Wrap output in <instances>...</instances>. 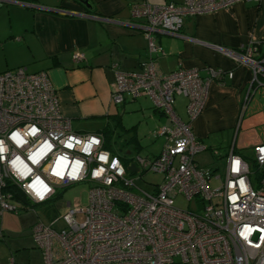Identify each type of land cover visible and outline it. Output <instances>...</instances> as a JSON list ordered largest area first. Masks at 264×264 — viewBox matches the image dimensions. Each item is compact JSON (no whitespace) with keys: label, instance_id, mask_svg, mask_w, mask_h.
Returning a JSON list of instances; mask_svg holds the SVG:
<instances>
[{"label":"built area","instance_id":"2783aa9c","mask_svg":"<svg viewBox=\"0 0 264 264\" xmlns=\"http://www.w3.org/2000/svg\"><path fill=\"white\" fill-rule=\"evenodd\" d=\"M241 2L261 0L131 2L147 57L138 71H115L110 97L120 105L126 98L148 96L162 112L167 123L153 136H163L164 142L154 157L134 154L124 164L122 156L103 147L102 134L74 132L46 71L20 66L0 73V217L17 212L19 202L43 203L57 189L90 183L84 206L67 203L62 228L53 227L57 219L34 226L33 240L45 264H264V144L255 145L248 159L231 146L223 174L199 166L195 158L206 146L193 135L192 122L205 107L208 79L222 72L210 69L207 79L194 68L161 72L155 57L163 50L152 36L177 34L185 16ZM261 44L252 39L244 55L227 51L253 71L242 109L253 85L262 84ZM72 59L82 62L85 56L76 51ZM179 94L187 97L185 121L174 109ZM132 163L137 172L127 169ZM147 173L161 176L159 182H146L148 190L137 184ZM177 196L192 206L179 208Z\"/></svg>","mask_w":264,"mask_h":264},{"label":"crops","instance_id":"0c3cea01","mask_svg":"<svg viewBox=\"0 0 264 264\" xmlns=\"http://www.w3.org/2000/svg\"><path fill=\"white\" fill-rule=\"evenodd\" d=\"M89 2L88 8L77 0H0V73L20 66L46 71L74 132L104 135L108 125L112 137H123V143L132 138L124 153L160 139L161 150L164 138L153 132L167 120L152 100L141 95L116 105L110 97L115 71H138L147 57V40L130 14L132 0ZM152 36L163 50L155 57L161 72L194 68L202 79L209 78L210 69L222 72L208 79L205 107L192 122L194 136L206 146L197 164L213 168V160L231 146L250 158L252 148L264 144V77L258 76L262 84L253 85L254 94L242 109L253 71L227 51L244 55L252 39L262 41L259 50L264 51V0L188 15L177 34L157 31ZM76 51L84 61L72 59ZM186 103L185 95H176L174 109L183 121ZM205 153L212 159L201 164Z\"/></svg>","mask_w":264,"mask_h":264},{"label":"rangeland","instance_id":"374dc122","mask_svg":"<svg viewBox=\"0 0 264 264\" xmlns=\"http://www.w3.org/2000/svg\"><path fill=\"white\" fill-rule=\"evenodd\" d=\"M110 141L112 151L123 156L127 144L123 143V137H112ZM161 139L153 143L144 142L139 150L135 151L131 148V155L123 158V163L130 161V157L134 154L151 157V153L158 154L160 151ZM128 149V148H127ZM208 153V152H207ZM205 153L201 158V164L208 163L212 158H208ZM218 153V152H217ZM213 168L215 172L223 174L225 157L213 160ZM161 176L155 173L144 174L137 184L143 189H151L146 182H159ZM90 187L88 182H79L71 184L63 189H57L56 195L43 203L28 204L19 202L20 208L17 212L6 211L0 217V264H45L43 251L33 240L34 226L42 222L45 225L50 224L57 219L53 227L60 229L64 226L61 214L68 210L67 203L71 207L74 205L84 206L87 201V192ZM192 202H188L181 196L175 198V205L182 209L192 206ZM82 215L76 216L77 220H82Z\"/></svg>","mask_w":264,"mask_h":264},{"label":"trees","instance_id":"16d2710c","mask_svg":"<svg viewBox=\"0 0 264 264\" xmlns=\"http://www.w3.org/2000/svg\"><path fill=\"white\" fill-rule=\"evenodd\" d=\"M132 1H133V0H132ZM103 134H104V135H103V137H104L103 147H104L105 149L112 150V149H111V143H110V141H112V140H111V139H112V128H111V127H108V125H107V126L104 128V130H103ZM130 141H132V138H130V140L124 142V144H128ZM113 152H115V151H113ZM122 157L125 158L126 155L124 154Z\"/></svg>","mask_w":264,"mask_h":264},{"label":"water","instance_id":"95a60500","mask_svg":"<svg viewBox=\"0 0 264 264\" xmlns=\"http://www.w3.org/2000/svg\"><path fill=\"white\" fill-rule=\"evenodd\" d=\"M78 2H80L81 4H83L84 6H86V7H91V3L89 2V0H77ZM130 151H127V152H125L124 154L126 155V156H129L130 155ZM127 169L130 171V172H137L138 171V168L136 167V165L135 164H130V165H128L127 166Z\"/></svg>","mask_w":264,"mask_h":264},{"label":"bare ground","instance_id":"6f19581e","mask_svg":"<svg viewBox=\"0 0 264 264\" xmlns=\"http://www.w3.org/2000/svg\"><path fill=\"white\" fill-rule=\"evenodd\" d=\"M194 135V134H193Z\"/></svg>","mask_w":264,"mask_h":264}]
</instances>
